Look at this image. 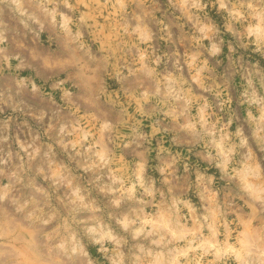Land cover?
<instances>
[{
  "label": "rangeland",
  "instance_id": "1",
  "mask_svg": "<svg viewBox=\"0 0 264 264\" xmlns=\"http://www.w3.org/2000/svg\"><path fill=\"white\" fill-rule=\"evenodd\" d=\"M0 264H264V0H0Z\"/></svg>",
  "mask_w": 264,
  "mask_h": 264
},
{
  "label": "bare ground",
  "instance_id": "2",
  "mask_svg": "<svg viewBox=\"0 0 264 264\" xmlns=\"http://www.w3.org/2000/svg\"><path fill=\"white\" fill-rule=\"evenodd\" d=\"M5 231V230H4Z\"/></svg>",
  "mask_w": 264,
  "mask_h": 264
}]
</instances>
